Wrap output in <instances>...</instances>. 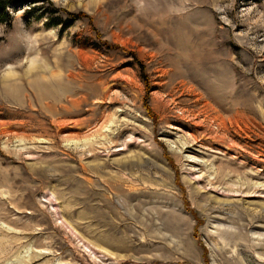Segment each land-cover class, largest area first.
<instances>
[{"label": "rangeland", "instance_id": "1", "mask_svg": "<svg viewBox=\"0 0 264 264\" xmlns=\"http://www.w3.org/2000/svg\"><path fill=\"white\" fill-rule=\"evenodd\" d=\"M33 1L0 9V264H264V0Z\"/></svg>", "mask_w": 264, "mask_h": 264}, {"label": "trees", "instance_id": "2", "mask_svg": "<svg viewBox=\"0 0 264 264\" xmlns=\"http://www.w3.org/2000/svg\"><path fill=\"white\" fill-rule=\"evenodd\" d=\"M41 0H36L33 2H40ZM42 1H46V0H42ZM10 0H0V9L2 10H6L8 8V6L10 5ZM80 16L79 15H71V19H69L68 22H66V25H68L69 23L73 22V20L79 19Z\"/></svg>", "mask_w": 264, "mask_h": 264}, {"label": "bare ground", "instance_id": "3", "mask_svg": "<svg viewBox=\"0 0 264 264\" xmlns=\"http://www.w3.org/2000/svg\"><path fill=\"white\" fill-rule=\"evenodd\" d=\"M219 119L221 120V125L224 127V128H226V126H227V122H226V120L223 118V117H219ZM219 119H218V121H219ZM231 122V121H230Z\"/></svg>", "mask_w": 264, "mask_h": 264}]
</instances>
